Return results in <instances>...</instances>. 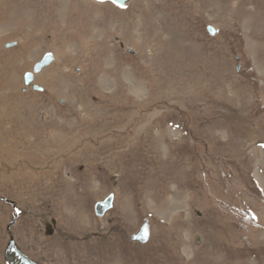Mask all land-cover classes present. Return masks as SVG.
I'll return each instance as SVG.
<instances>
[{
  "label": "rangeland",
  "instance_id": "obj_1",
  "mask_svg": "<svg viewBox=\"0 0 264 264\" xmlns=\"http://www.w3.org/2000/svg\"><path fill=\"white\" fill-rule=\"evenodd\" d=\"M0 198V264H264V0H0Z\"/></svg>",
  "mask_w": 264,
  "mask_h": 264
},
{
  "label": "water",
  "instance_id": "obj_2",
  "mask_svg": "<svg viewBox=\"0 0 264 264\" xmlns=\"http://www.w3.org/2000/svg\"><path fill=\"white\" fill-rule=\"evenodd\" d=\"M100 1H110L113 2L121 7H125L127 5L128 0H100ZM213 27H209V31L212 33L210 29ZM51 60H53V55L50 53H47L44 55L41 61L35 64L34 72L38 71V69L43 68L44 66L51 63ZM33 81V74L31 72L26 73L25 75V83L31 84ZM34 89H41L36 84L33 85ZM1 199V198H0ZM6 202L10 203L13 206V209L15 211L14 213V219L16 220L18 217V209L17 204L15 201L12 200H5ZM113 206V195H109L104 200L99 201L95 205V212L98 216H102L108 209H111ZM15 222V221H14ZM11 225L13 223H9L7 227V231L10 232ZM151 236V229L149 222L145 220L138 231V233L131 236V240L133 241H139L141 243H146ZM4 257L8 264H41L39 262L34 261L31 259L26 253H24L16 244L15 239L13 236H10V240L5 248L4 251Z\"/></svg>",
  "mask_w": 264,
  "mask_h": 264
},
{
  "label": "bare ground",
  "instance_id": "obj_3",
  "mask_svg": "<svg viewBox=\"0 0 264 264\" xmlns=\"http://www.w3.org/2000/svg\"><path fill=\"white\" fill-rule=\"evenodd\" d=\"M25 78V77H24ZM103 248V247H102ZM93 255V254H92Z\"/></svg>",
  "mask_w": 264,
  "mask_h": 264
}]
</instances>
